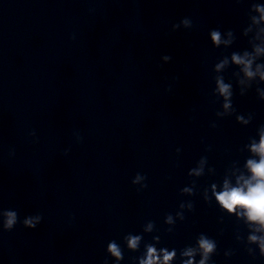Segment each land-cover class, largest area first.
Listing matches in <instances>:
<instances>
[{
	"label": "clouds",
	"instance_id": "1",
	"mask_svg": "<svg viewBox=\"0 0 264 264\" xmlns=\"http://www.w3.org/2000/svg\"><path fill=\"white\" fill-rule=\"evenodd\" d=\"M235 2L237 4H240L244 2V0H235ZM252 6L261 13L260 20H264V6H259L254 2V0L252 2ZM253 22L259 23V21H257L255 18H253ZM181 27L184 29H191L193 27L192 20L188 17H185L179 23L173 24L172 30L176 31ZM261 31H264V29H262ZM226 32L227 36L229 37L228 39H222V31L219 28L211 29L209 31L210 42L214 48H220L221 44L227 46L233 43L234 32L231 29L226 30ZM262 54H264V47L260 46L255 47V55H252L247 51H245L243 55H240L238 52H232L230 54L232 64L240 67V71L243 72L244 78H246L248 81H252L256 76H259V82H257V87L255 90L257 98L260 101H264V88L259 87L260 84L264 83V63L256 64L255 70H253L252 66L256 58L261 56ZM163 59L169 62L172 57L169 55H165ZM228 64V55L222 56V58H220L218 62L214 64L213 72L220 73ZM232 76L238 77L239 73L233 72ZM213 79L215 82V87L212 90L211 95L216 98V101L221 102V110L216 112V117L223 118L235 113L236 109L234 108L232 103V83H226L224 75H214ZM236 83L237 85L244 84L245 80L237 79ZM252 87V84L249 83V89ZM168 90L170 91L171 89L169 88ZM245 94L246 93L243 90H240L241 96ZM252 117H254V114L250 113L249 119H251ZM236 120L243 124L249 123V120H245L243 115H236ZM210 126L212 128L217 127L214 122ZM28 135L33 138V143L37 142L35 130L29 132ZM74 135L78 143L82 141V137L78 132L74 133ZM207 149L210 150V148ZM68 151V149H65L64 155H67ZM176 151L180 152L181 150L177 148ZM251 151L259 156V161L253 159L247 161V168L251 172V177L248 179H244L243 177L238 178L237 183L239 184V186L237 187H231L228 181L225 180L224 190L215 192V185H213V192L217 202L222 209L226 210L229 213H235L237 215H240L242 212V214L247 217L248 221L259 225L258 230L264 231V125H262L260 129L259 143H253L251 145ZM14 154V150L9 151V157L13 156ZM202 172V168H194L191 169L189 174L193 176H200L202 175ZM141 180H144L145 183L143 184L142 189H137V191H142L148 187L146 183L147 176L141 173H137L135 175V179H132L131 181L133 185H136ZM241 180L243 181L242 184L240 183ZM182 191L191 192V189L183 188ZM183 206V204L180 205V207ZM189 207H191V205H189ZM177 215H180L183 219L181 213H177ZM42 220L43 215L39 212L27 215L21 221L16 210L0 208V232L12 231L17 223H22L23 227L26 229L34 230L38 227V225H40ZM165 222L167 224L173 223L171 214H166ZM153 225V221L149 222L147 224L146 231H151ZM125 239L127 240L128 247L134 250L137 248L141 236L128 234L125 236ZM157 239L159 238L157 237ZM248 239L250 242L259 243L260 254L261 256H264V237H257L255 235H252ZM198 243L203 253V258L200 260L199 264H206V261L209 259V254L216 249L217 245L213 240L208 239L203 235L199 238ZM106 250L110 252L114 257H116L117 260L123 259L122 252L114 240L108 242ZM162 251L163 259L160 260L156 248L149 245L147 248V258L140 259V264H168V262L172 261V259L176 255L175 251ZM184 255L192 256L193 251L189 249L188 251L184 252ZM131 259L133 260V264H135L136 258L132 257ZM104 264H107V258H105ZM186 264H193V262L192 260H188Z\"/></svg>",
	"mask_w": 264,
	"mask_h": 264
}]
</instances>
